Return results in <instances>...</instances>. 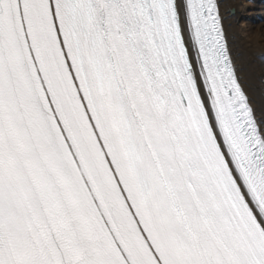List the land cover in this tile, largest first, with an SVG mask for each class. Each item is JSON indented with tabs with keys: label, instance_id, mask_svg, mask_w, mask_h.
Returning a JSON list of instances; mask_svg holds the SVG:
<instances>
[{
	"label": "snow or ice",
	"instance_id": "obj_1",
	"mask_svg": "<svg viewBox=\"0 0 264 264\" xmlns=\"http://www.w3.org/2000/svg\"><path fill=\"white\" fill-rule=\"evenodd\" d=\"M236 46L220 0H0V264H264Z\"/></svg>",
	"mask_w": 264,
	"mask_h": 264
},
{
	"label": "bare ground",
	"instance_id": "obj_2",
	"mask_svg": "<svg viewBox=\"0 0 264 264\" xmlns=\"http://www.w3.org/2000/svg\"><path fill=\"white\" fill-rule=\"evenodd\" d=\"M220 2L230 40L236 38L233 54L239 79L259 117L264 114V0Z\"/></svg>",
	"mask_w": 264,
	"mask_h": 264
}]
</instances>
